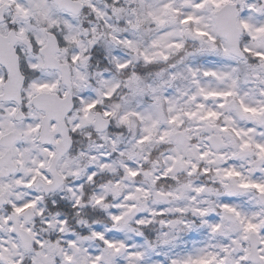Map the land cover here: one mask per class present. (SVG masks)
I'll return each instance as SVG.
<instances>
[{
	"label": "snow or ice",
	"instance_id": "6c2138e0",
	"mask_svg": "<svg viewBox=\"0 0 264 264\" xmlns=\"http://www.w3.org/2000/svg\"><path fill=\"white\" fill-rule=\"evenodd\" d=\"M0 264H264V0H0Z\"/></svg>",
	"mask_w": 264,
	"mask_h": 264
}]
</instances>
